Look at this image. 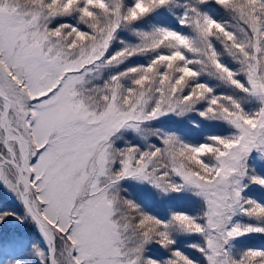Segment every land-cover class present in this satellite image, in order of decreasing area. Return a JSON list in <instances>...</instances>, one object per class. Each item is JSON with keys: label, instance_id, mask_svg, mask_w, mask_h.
<instances>
[{"label": "snow or ice", "instance_id": "snow-or-ice-1", "mask_svg": "<svg viewBox=\"0 0 264 264\" xmlns=\"http://www.w3.org/2000/svg\"><path fill=\"white\" fill-rule=\"evenodd\" d=\"M169 116L223 131L152 126ZM250 159L264 162V0H0V188L21 209L0 211V264H264L238 246L264 235ZM133 182L197 211L150 214ZM13 223L39 234L27 258Z\"/></svg>", "mask_w": 264, "mask_h": 264}, {"label": "rangeland", "instance_id": "rangeland-1", "mask_svg": "<svg viewBox=\"0 0 264 264\" xmlns=\"http://www.w3.org/2000/svg\"><path fill=\"white\" fill-rule=\"evenodd\" d=\"M214 9L211 5L204 8V11L213 16ZM157 22L162 25L167 26H175L179 28V25L173 19V17L169 16L167 13H160L157 18ZM191 119L196 121L199 117L192 114ZM152 126L154 128H158L162 132H176L178 134H182L186 140L189 141H198L201 140L207 134H214L223 131V129L215 122H202L198 128L190 125L186 119H180L176 117H162L158 122H152ZM134 134L127 133L125 134V138L133 137ZM154 139V138H153ZM255 156V154H253ZM249 169L250 172H255L257 175L264 176V162H261L257 159H250L249 161ZM0 193L3 195L7 203H10V206H6L11 211H15L19 213L21 211L19 205L16 200L2 188H0ZM128 198L135 200L142 208L148 211L150 214H155L160 217H164L168 214V210L171 209L173 211H183L189 214H195L198 208V200L196 197L192 196L190 193L182 192L179 194L173 193L169 194L166 197L160 196L154 189L146 185H137L134 182L128 183L125 188L124 193ZM247 198H251L256 200L257 202L264 203V188H261L258 185H250L245 189L243 193ZM241 222L248 223L246 218H237ZM12 230L14 228H18L19 232L24 237V242L21 249L14 254H19L25 256L27 258V254L33 243H40L39 234L36 232L34 228L35 234L31 235L26 231L25 227L16 224L9 225ZM28 229V228H27ZM29 230V229H28ZM177 246L185 250L190 255H195L191 249L186 248V245L189 243L195 242V237H178ZM238 246L241 248L246 247H258L264 248V235L260 234H252L248 237L240 238L238 242ZM151 255L158 256L162 254V250H160L157 246L151 247ZM33 264H36L33 261Z\"/></svg>", "mask_w": 264, "mask_h": 264}, {"label": "trees", "instance_id": "trees-1", "mask_svg": "<svg viewBox=\"0 0 264 264\" xmlns=\"http://www.w3.org/2000/svg\"><path fill=\"white\" fill-rule=\"evenodd\" d=\"M219 16V13H218V11L216 10H214V14H213V18H216V17H218ZM6 206H10V203H7L6 202V200H5V198L3 197V195H1V193H0V211H11L9 208H7ZM9 228H11L10 226H8ZM22 227H25V229H26V231L27 232H29L31 235H33V234H35V232H34V227L33 226H31V225H29V224H25V225H23ZM19 228V227H18ZM18 228H14L13 227V229H15V231H17V232H19V229ZM29 230H28V229ZM20 233V232H19Z\"/></svg>", "mask_w": 264, "mask_h": 264}]
</instances>
